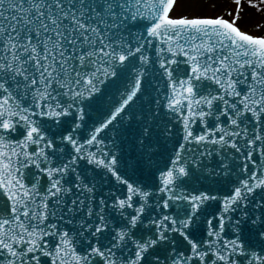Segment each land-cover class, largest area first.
I'll list each match as a JSON object with an SVG mask.
<instances>
[{
    "label": "snow or ice",
    "instance_id": "1",
    "mask_svg": "<svg viewBox=\"0 0 264 264\" xmlns=\"http://www.w3.org/2000/svg\"><path fill=\"white\" fill-rule=\"evenodd\" d=\"M202 3L0 0V264H264V27Z\"/></svg>",
    "mask_w": 264,
    "mask_h": 264
},
{
    "label": "rangeland",
    "instance_id": "2",
    "mask_svg": "<svg viewBox=\"0 0 264 264\" xmlns=\"http://www.w3.org/2000/svg\"><path fill=\"white\" fill-rule=\"evenodd\" d=\"M242 11L240 12L239 26L247 31L255 33L258 27H264V11L257 10L247 4L246 0H241ZM189 14H200L216 16L231 12L236 14L237 5L235 0H203V3L187 9ZM226 18H231L226 16Z\"/></svg>",
    "mask_w": 264,
    "mask_h": 264
},
{
    "label": "water",
    "instance_id": "3",
    "mask_svg": "<svg viewBox=\"0 0 264 264\" xmlns=\"http://www.w3.org/2000/svg\"><path fill=\"white\" fill-rule=\"evenodd\" d=\"M179 14V9L177 10V12L173 13V15H177Z\"/></svg>",
    "mask_w": 264,
    "mask_h": 264
}]
</instances>
